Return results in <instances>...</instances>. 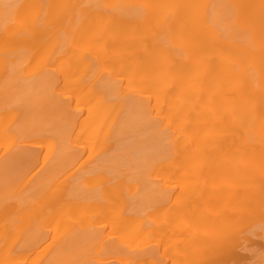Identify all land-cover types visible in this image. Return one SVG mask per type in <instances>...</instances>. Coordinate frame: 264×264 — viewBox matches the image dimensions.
<instances>
[{
  "label": "bare ground",
  "instance_id": "6f19581e",
  "mask_svg": "<svg viewBox=\"0 0 264 264\" xmlns=\"http://www.w3.org/2000/svg\"><path fill=\"white\" fill-rule=\"evenodd\" d=\"M262 223L264 0H0V264H264Z\"/></svg>",
  "mask_w": 264,
  "mask_h": 264
},
{
  "label": "rangeland",
  "instance_id": "374dc122",
  "mask_svg": "<svg viewBox=\"0 0 264 264\" xmlns=\"http://www.w3.org/2000/svg\"><path fill=\"white\" fill-rule=\"evenodd\" d=\"M31 75H32V74H30L29 76H31ZM87 153H88V152H87ZM87 153H85V156L82 157L81 162L86 161V160L89 159L90 156H88ZM256 231H257V233H258L259 235H261V237H262L263 240H264V223L258 225V229H257ZM260 240H262V239L260 238ZM263 242H264V241H263ZM258 255H259V257L261 256V257L259 258L260 260H261V259H264V248L258 252Z\"/></svg>",
  "mask_w": 264,
  "mask_h": 264
}]
</instances>
